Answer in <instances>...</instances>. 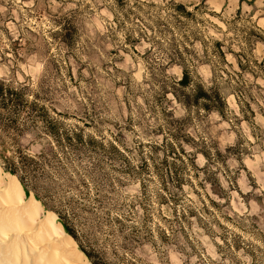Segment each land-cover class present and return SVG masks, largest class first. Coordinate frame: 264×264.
<instances>
[{
  "label": "rangeland",
  "instance_id": "rangeland-1",
  "mask_svg": "<svg viewBox=\"0 0 264 264\" xmlns=\"http://www.w3.org/2000/svg\"><path fill=\"white\" fill-rule=\"evenodd\" d=\"M261 38L264 0H0V77L94 138L76 153L21 136L45 154L43 208L94 260L264 264ZM178 55L225 115L174 98Z\"/></svg>",
  "mask_w": 264,
  "mask_h": 264
},
{
  "label": "trees",
  "instance_id": "trees-1",
  "mask_svg": "<svg viewBox=\"0 0 264 264\" xmlns=\"http://www.w3.org/2000/svg\"><path fill=\"white\" fill-rule=\"evenodd\" d=\"M175 9L184 16L190 14L182 3H175ZM63 29L65 26L60 28V32H63ZM66 35L67 33L64 36ZM261 40L264 42V38ZM63 42L70 43L65 39ZM216 44L221 45V42L218 41ZM220 53L224 54L222 50ZM170 59L171 62H178L182 65L181 78L173 81L174 98L186 107L202 106L205 110L225 115L223 107L226 104V99L220 90L215 86L206 87L202 83H192L191 73L183 64L182 56L178 55L176 58L170 56ZM239 63H242L241 60ZM187 89L188 91H186ZM24 132L34 134V141L42 137L49 138L54 151L57 145L66 144L76 153L84 145L90 144L94 138L89 135L88 140L85 141L79 126H65L63 120L52 116L47 106L39 102L38 94H35L29 85L14 84L11 80L0 77V164L7 172L17 175L26 196L32 192L35 198L47 208L44 199L49 198L48 188L38 183L33 177L44 169L45 154H35L31 146L21 144V136ZM100 144L103 145L102 142ZM50 208L57 214V219L64 231L78 240L77 234L69 227L61 212L55 206ZM79 248L91 259L93 264H105L94 260L91 253L81 244H79Z\"/></svg>",
  "mask_w": 264,
  "mask_h": 264
},
{
  "label": "bare ground",
  "instance_id": "bare-ground-1",
  "mask_svg": "<svg viewBox=\"0 0 264 264\" xmlns=\"http://www.w3.org/2000/svg\"><path fill=\"white\" fill-rule=\"evenodd\" d=\"M0 264H89L52 209L0 164Z\"/></svg>",
  "mask_w": 264,
  "mask_h": 264
}]
</instances>
